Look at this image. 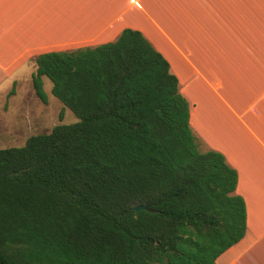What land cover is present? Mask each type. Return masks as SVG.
Masks as SVG:
<instances>
[{"label": "trees", "instance_id": "16d2710c", "mask_svg": "<svg viewBox=\"0 0 264 264\" xmlns=\"http://www.w3.org/2000/svg\"><path fill=\"white\" fill-rule=\"evenodd\" d=\"M35 62L36 96L46 76L79 120L0 148V264H216L243 238L237 171L198 148L178 78L142 32Z\"/></svg>", "mask_w": 264, "mask_h": 264}, {"label": "crops", "instance_id": "0c3cea01", "mask_svg": "<svg viewBox=\"0 0 264 264\" xmlns=\"http://www.w3.org/2000/svg\"><path fill=\"white\" fill-rule=\"evenodd\" d=\"M124 28L168 60L193 133L237 171L246 232L216 264H264V0H0V86L32 83L41 53Z\"/></svg>", "mask_w": 264, "mask_h": 264}, {"label": "rangeland", "instance_id": "374dc122", "mask_svg": "<svg viewBox=\"0 0 264 264\" xmlns=\"http://www.w3.org/2000/svg\"><path fill=\"white\" fill-rule=\"evenodd\" d=\"M175 61L171 59L172 64ZM182 69L186 67L182 66ZM27 82L15 86L12 94L6 84L0 86V148L21 146L31 135L48 132L57 124H72L79 120L52 94V83L46 76H43L46 102L36 96L30 77ZM197 142L201 151L207 150L201 141L197 139Z\"/></svg>", "mask_w": 264, "mask_h": 264}, {"label": "water", "instance_id": "95a60500", "mask_svg": "<svg viewBox=\"0 0 264 264\" xmlns=\"http://www.w3.org/2000/svg\"><path fill=\"white\" fill-rule=\"evenodd\" d=\"M149 206H150L149 204H140V205L135 206V210H140V209L149 210L150 209Z\"/></svg>", "mask_w": 264, "mask_h": 264}]
</instances>
